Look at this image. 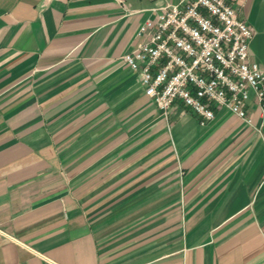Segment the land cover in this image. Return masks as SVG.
<instances>
[{
	"label": "crops",
	"instance_id": "1",
	"mask_svg": "<svg viewBox=\"0 0 264 264\" xmlns=\"http://www.w3.org/2000/svg\"><path fill=\"white\" fill-rule=\"evenodd\" d=\"M178 1L0 0V264H264L259 106L163 113L122 60Z\"/></svg>",
	"mask_w": 264,
	"mask_h": 264
},
{
	"label": "built area",
	"instance_id": "2",
	"mask_svg": "<svg viewBox=\"0 0 264 264\" xmlns=\"http://www.w3.org/2000/svg\"><path fill=\"white\" fill-rule=\"evenodd\" d=\"M238 1L167 3L140 26L139 43L122 60L163 113L179 101L202 125L213 119L214 107L250 123L253 100L264 123V70L249 58L253 30L239 17Z\"/></svg>",
	"mask_w": 264,
	"mask_h": 264
}]
</instances>
